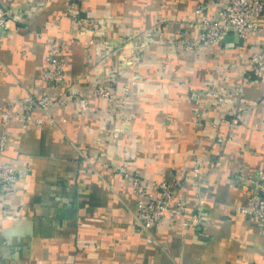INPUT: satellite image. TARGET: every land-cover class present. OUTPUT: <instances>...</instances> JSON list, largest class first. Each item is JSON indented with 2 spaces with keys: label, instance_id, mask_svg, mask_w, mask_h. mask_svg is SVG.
Masks as SVG:
<instances>
[{
  "label": "crops",
  "instance_id": "1",
  "mask_svg": "<svg viewBox=\"0 0 264 264\" xmlns=\"http://www.w3.org/2000/svg\"><path fill=\"white\" fill-rule=\"evenodd\" d=\"M0 8L20 17L0 41V161L21 178L0 204V264H264L261 228L240 212L251 188L238 175L264 168V72L247 71L253 49L264 50L263 17L251 49L234 39L184 53L179 42L199 36L216 0H0ZM57 41L66 81L56 90L41 70ZM98 80L114 101L93 96ZM65 86L83 104L55 106V124L40 112V126L18 120L27 95L58 98ZM209 87L222 104L205 96ZM199 163L200 177L181 181L182 215L151 238L139 234L118 169L147 186L179 183Z\"/></svg>",
  "mask_w": 264,
  "mask_h": 264
},
{
  "label": "built area",
  "instance_id": "2",
  "mask_svg": "<svg viewBox=\"0 0 264 264\" xmlns=\"http://www.w3.org/2000/svg\"><path fill=\"white\" fill-rule=\"evenodd\" d=\"M219 8L211 19H204L199 23L200 33L194 39H182L179 42V49L184 53H197L204 47L231 48L235 46L234 39L241 40L248 44L251 49L249 38L252 34L258 33L261 29L259 19L264 18V0H216ZM197 14L200 13L198 9ZM20 21V17L11 11L0 8V41L8 35L13 34L14 26ZM89 25H94L92 21ZM64 45L54 42L47 52L43 68L41 70V82L51 89H61L65 84L64 62L59 58V54ZM101 69V68H100ZM248 75L262 77L264 72V50L253 49L248 56ZM93 96L108 101H114L115 96L110 88V84L98 80L93 89ZM206 97L215 98L219 104L224 102V98L218 94L215 88H208ZM82 97L65 86L62 94L58 98H51L49 95L39 96L27 95L22 100V115L19 121L26 124L40 126L42 119H35L33 114L40 112L43 119L49 124H55V119L51 115L52 109L57 105L83 104ZM8 117L4 115V121L8 122ZM218 142H222L218 139ZM7 143L5 134L0 141V152H3ZM202 164L195 165L186 176H181L179 183L176 180L151 181L144 185L142 180L133 175H129L124 170H119L124 180L130 185L131 193L135 198L134 222L136 231L144 234L148 238L152 237L153 230L162 224L173 225L182 215L185 206L188 204L186 197L178 194L182 184L186 185L189 180L198 179L201 174ZM119 174V175H120ZM239 181L251 188L245 207L240 209L241 214L254 218L261 228L264 236V168L257 170L254 174L248 175L244 171H239ZM21 178L10 162L0 161V204L10 195ZM188 182V183H187ZM183 185V186H184ZM182 186V187H183ZM195 199L198 207H202L203 199L201 189L197 187ZM3 205V204H2ZM193 218L186 220L185 226H189Z\"/></svg>",
  "mask_w": 264,
  "mask_h": 264
},
{
  "label": "water",
  "instance_id": "3",
  "mask_svg": "<svg viewBox=\"0 0 264 264\" xmlns=\"http://www.w3.org/2000/svg\"><path fill=\"white\" fill-rule=\"evenodd\" d=\"M236 41L242 42L241 40L235 39Z\"/></svg>",
  "mask_w": 264,
  "mask_h": 264
}]
</instances>
